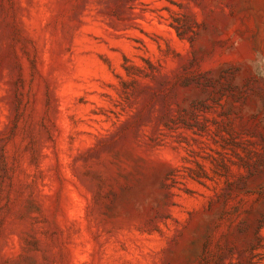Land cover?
Returning a JSON list of instances; mask_svg holds the SVG:
<instances>
[{
	"label": "rangeland",
	"instance_id": "374dc122",
	"mask_svg": "<svg viewBox=\"0 0 264 264\" xmlns=\"http://www.w3.org/2000/svg\"><path fill=\"white\" fill-rule=\"evenodd\" d=\"M0 264H264V0H0Z\"/></svg>",
	"mask_w": 264,
	"mask_h": 264
}]
</instances>
